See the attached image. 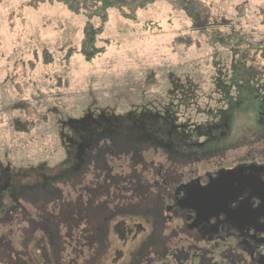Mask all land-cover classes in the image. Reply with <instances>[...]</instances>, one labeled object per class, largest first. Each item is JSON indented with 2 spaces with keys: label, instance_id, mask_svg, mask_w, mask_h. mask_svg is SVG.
<instances>
[{
  "label": "rangeland",
  "instance_id": "obj_1",
  "mask_svg": "<svg viewBox=\"0 0 264 264\" xmlns=\"http://www.w3.org/2000/svg\"><path fill=\"white\" fill-rule=\"evenodd\" d=\"M203 1L212 22L220 24L205 31L175 10L173 0H154L133 21L87 0L88 12L98 9L102 15L91 25L100 52L88 60L92 33L85 32L82 11L54 0H0V167L49 175L67 167L68 123L87 116L169 109L189 127L228 115L242 121L264 117V0ZM78 4L72 2L75 8ZM253 147L258 149L254 156L264 158V138ZM156 153L157 162L163 160ZM122 161L126 173L130 162ZM119 173L114 170L112 177L117 180ZM63 183L67 197L70 183ZM40 200L33 206L37 218L44 217ZM117 224L110 222L108 264H131L139 241L121 240L114 232ZM0 234L21 257V222L2 224Z\"/></svg>",
  "mask_w": 264,
  "mask_h": 264
},
{
  "label": "flooded vegetation",
  "instance_id": "obj_2",
  "mask_svg": "<svg viewBox=\"0 0 264 264\" xmlns=\"http://www.w3.org/2000/svg\"><path fill=\"white\" fill-rule=\"evenodd\" d=\"M176 119L166 109L71 120L67 167H0V227L21 222L24 233L21 257L0 234V264H108L111 220L121 240L139 241L131 264H264V158L253 147L264 117ZM37 199L44 217H34Z\"/></svg>",
  "mask_w": 264,
  "mask_h": 264
},
{
  "label": "trees",
  "instance_id": "obj_3",
  "mask_svg": "<svg viewBox=\"0 0 264 264\" xmlns=\"http://www.w3.org/2000/svg\"><path fill=\"white\" fill-rule=\"evenodd\" d=\"M54 1L66 5L73 12H77V10H79V12L82 11V13L86 16L87 24H86L85 32L86 34L92 33L91 34L92 36L90 37V40L88 42V46L93 50L91 54L88 56V60L93 59L100 52V50L96 48V41L98 34L95 30H93V27L91 26L93 18H101L102 16L100 12H98V9L95 10L94 13L88 12V10L84 6V3L87 2V0H79L78 8L72 6V2L74 0H54ZM95 1L101 3L104 11L107 12L108 10L111 9L119 10L124 18H127L132 21L135 19V15L138 10L145 8L151 3H154V0H95ZM173 1L175 4L174 9L183 11L193 21L194 26L197 27L198 29L205 31L220 25L217 22H212L213 14L211 13L210 8L205 4V1L203 0H173ZM107 16H108L107 13L103 14V22L107 21ZM222 24L225 25L224 23ZM235 45L237 44L235 43ZM248 80L252 81L253 78L252 79L248 78Z\"/></svg>",
  "mask_w": 264,
  "mask_h": 264
},
{
  "label": "water",
  "instance_id": "obj_4",
  "mask_svg": "<svg viewBox=\"0 0 264 264\" xmlns=\"http://www.w3.org/2000/svg\"><path fill=\"white\" fill-rule=\"evenodd\" d=\"M213 186H214V184H212L206 191V194H209L208 192H211L212 191V189L211 188H213ZM264 201V200H263Z\"/></svg>",
  "mask_w": 264,
  "mask_h": 264
}]
</instances>
